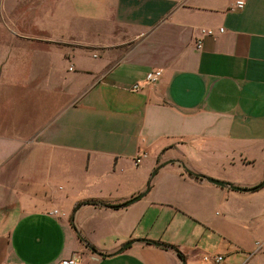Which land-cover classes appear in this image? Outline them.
<instances>
[{
    "label": "crops",
    "instance_id": "obj_1",
    "mask_svg": "<svg viewBox=\"0 0 264 264\" xmlns=\"http://www.w3.org/2000/svg\"><path fill=\"white\" fill-rule=\"evenodd\" d=\"M235 1L45 0L50 10L31 18L38 31L10 30L0 53V264L75 253L80 264H182L162 244L192 264L208 248L194 234L180 242L177 224L192 222L220 255L212 242L230 238L226 216L209 218L213 204L229 213L234 200L251 220L264 211V0ZM151 70L161 76L145 84ZM142 161L148 170L170 161L157 169L164 188L126 207L81 205L79 239L73 206L138 195ZM184 169L260 186L235 191Z\"/></svg>",
    "mask_w": 264,
    "mask_h": 264
},
{
    "label": "rangeland",
    "instance_id": "obj_2",
    "mask_svg": "<svg viewBox=\"0 0 264 264\" xmlns=\"http://www.w3.org/2000/svg\"><path fill=\"white\" fill-rule=\"evenodd\" d=\"M46 6L51 7L52 5L45 2V0H0V53L2 52L1 50L8 46L10 39L13 38L10 30H29L33 27L31 18H42L44 12L50 10L46 8ZM39 29L40 27L37 26L33 27L31 30L35 32ZM156 167L157 165L153 169L148 170L143 161L139 164V182L145 184L144 189L146 186H149L148 192L141 198L142 201L148 199L152 193L164 188L163 185H161L162 172L157 171L151 176ZM221 189L222 191H230L227 188ZM141 200L139 199V201ZM226 203L225 209L229 207V213H225L221 206L213 204V207L210 209L212 213L209 214V218L213 221L226 216L227 223L224 225L223 232L225 231L227 234L226 236L230 238L229 241H223L221 237H218L212 242L213 245L216 244V242L221 243L219 246V253L222 255L220 254L219 256H221L223 260L218 264H264V211L256 215L253 220L247 219V217L240 218L237 215L239 205L231 199H228ZM238 220H240V223H237ZM176 230L177 232L174 236L178 238L180 242L181 240L186 241L188 236L194 234L197 247L206 243L208 249H204L201 254L192 259V264H214L212 258L217 256L216 254L218 253L216 250H218V247L210 246L211 242L205 239V237L200 239V235H198V231L195 230V225H193L192 222L186 220L182 222L181 225L177 224ZM240 239L244 241L243 251L236 250V246L234 245ZM231 240L234 244L231 243ZM225 245L230 247L229 251H226ZM74 255L79 256L78 253ZM204 256L209 259L207 262L202 261ZM183 264H187L186 260H184Z\"/></svg>",
    "mask_w": 264,
    "mask_h": 264
},
{
    "label": "built area",
    "instance_id": "obj_3",
    "mask_svg": "<svg viewBox=\"0 0 264 264\" xmlns=\"http://www.w3.org/2000/svg\"><path fill=\"white\" fill-rule=\"evenodd\" d=\"M235 7L237 9H241L243 7V1L242 0H236L235 1ZM219 31L221 32V29H219ZM200 33L202 35L211 36L213 34V31L210 30V29H201ZM196 46H197V48L200 47V42L199 41L197 42ZM160 76H161V71L160 70H151V71L146 73V75L144 77V82H145V84H154V83H156L159 80ZM131 90L132 91L139 90V85L138 84H134L132 86ZM144 156H145V153L137 155V157L134 160V164L137 165L141 161V158L144 157ZM202 259H203V261H208L209 260L206 256H204ZM221 260H222V257L219 256V255H217V256L212 258V261L214 263H219ZM58 264H80V259H79L78 256L72 255L70 257L60 259Z\"/></svg>",
    "mask_w": 264,
    "mask_h": 264
},
{
    "label": "trees",
    "instance_id": "obj_4",
    "mask_svg": "<svg viewBox=\"0 0 264 264\" xmlns=\"http://www.w3.org/2000/svg\"><path fill=\"white\" fill-rule=\"evenodd\" d=\"M160 164L157 163V167H159ZM184 172L187 176L194 178V179H201V176L193 173L191 171H188L187 169H184ZM260 185L252 188L251 190H256L257 188H259ZM81 205H93V206H105V207H112V208H119L121 206V203H115V202H108V201H102V200H98V199H87V200H83V201H79L77 202L74 206L73 209L69 215V224L72 227V229L75 231V233L77 234L78 238L81 239L79 232L76 230V228L73 225V216L75 211L81 206ZM82 240V239H81ZM85 244L87 246H89V248L91 250H95L94 247L92 245H90L89 243H87L86 241H84ZM162 247L164 248H170L171 250L175 251L177 256L179 257V259L182 261V263H184V256L182 253L179 252V250L172 244H162Z\"/></svg>",
    "mask_w": 264,
    "mask_h": 264
},
{
    "label": "water",
    "instance_id": "obj_5",
    "mask_svg": "<svg viewBox=\"0 0 264 264\" xmlns=\"http://www.w3.org/2000/svg\"><path fill=\"white\" fill-rule=\"evenodd\" d=\"M167 163H170V161H166L165 163H162L160 165V167L162 165H165ZM157 168L154 169V171L152 172L151 176H153L156 172H157ZM202 179L206 180L207 182L213 184V185H216V186H219V187H228L232 190H235V191H249L251 189H242V188H239L231 183H228V182H225V181H221V180H217V179H213V178H210V177H205V176H202L200 175ZM264 184V181L263 183ZM149 190V186H146L145 189L139 193L138 195L134 196V197H131L130 199H128L127 201H125L124 203L121 204V207H126V206H129L130 204L138 201L139 199H141ZM134 241H128L126 243H124L123 245H121V247L115 251V253L113 254H117V253H120L121 251L125 250L127 247H129ZM154 245L156 246H160L161 244L160 243H157V242H154ZM97 253V252H96ZM99 254V253H97ZM183 264V263H182Z\"/></svg>",
    "mask_w": 264,
    "mask_h": 264
}]
</instances>
